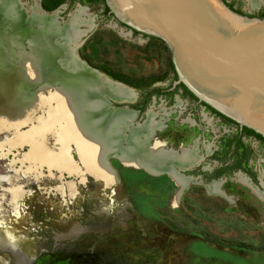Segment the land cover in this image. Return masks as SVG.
I'll use <instances>...</instances> for the list:
<instances>
[{
  "label": "rangeland",
  "instance_id": "obj_1",
  "mask_svg": "<svg viewBox=\"0 0 264 264\" xmlns=\"http://www.w3.org/2000/svg\"><path fill=\"white\" fill-rule=\"evenodd\" d=\"M53 1L20 0L27 14L35 5L47 11L44 4ZM231 1L255 16L246 0ZM54 9L47 12L63 24L85 10L83 17L92 27H82L89 30L76 42L77 54L110 79L139 92L173 84L172 57L153 38L132 32L106 11L103 0H61ZM55 88L37 91L48 94ZM169 98L159 95L148 104L170 113L162 115L169 126L158 137L175 148L198 139L203 156L199 165L182 171L195 179L179 199L181 187L169 173L124 165L114 155L109 161L118 176L109 184L88 173L70 175L45 165L27 170L24 155L30 144L11 145L14 129L0 130V264H264V199L238 179L242 175L264 192V145L246 140L250 148L241 168L214 178L216 170L240 158V147H234L236 126L209 124L188 98L180 107ZM32 106L31 116L45 112L37 103ZM174 116L192 117L198 125H180ZM35 121L22 123L19 131ZM46 138L48 147L57 149L54 135ZM73 148L70 156L77 162ZM208 149L213 155H206ZM212 179L222 182L224 194L209 189ZM68 182L74 185L73 195ZM13 185L22 190L16 207L10 203Z\"/></svg>",
  "mask_w": 264,
  "mask_h": 264
},
{
  "label": "bare ground",
  "instance_id": "obj_2",
  "mask_svg": "<svg viewBox=\"0 0 264 264\" xmlns=\"http://www.w3.org/2000/svg\"><path fill=\"white\" fill-rule=\"evenodd\" d=\"M85 14L79 9L63 24L56 14L49 15L38 5L27 14L20 0H0V130L14 129L11 145L30 144L24 155L30 164L27 170L45 165L70 175L88 173L109 184L118 176L108 161L114 155L127 165L169 173L181 187L179 199L195 178L172 165L185 169L198 164L201 157L196 145L178 151L167 148L163 142L153 140L163 125L157 114L150 112L143 124L131 126L134 112L107 107L102 91L117 100H133L135 92L76 54V42L92 27ZM84 26L89 28L82 29ZM53 86L56 88L48 94L37 91ZM33 103L45 107V112L31 116ZM34 119L29 130L19 131L22 123ZM48 134L54 135L57 149L48 147ZM72 145L77 162L70 156ZM238 179L264 199V192L249 179L242 175ZM208 187L224 194L221 181H213ZM67 188L73 195L74 185L68 182ZM9 192L10 203L16 207L22 190L13 185Z\"/></svg>",
  "mask_w": 264,
  "mask_h": 264
},
{
  "label": "water",
  "instance_id": "obj_3",
  "mask_svg": "<svg viewBox=\"0 0 264 264\" xmlns=\"http://www.w3.org/2000/svg\"><path fill=\"white\" fill-rule=\"evenodd\" d=\"M105 2L132 31L166 43L153 38L172 57L177 82L241 127L264 136V16L232 1L244 11L237 12L224 0ZM100 95L114 109L115 96L107 91Z\"/></svg>",
  "mask_w": 264,
  "mask_h": 264
},
{
  "label": "flooded vegetation",
  "instance_id": "obj_4",
  "mask_svg": "<svg viewBox=\"0 0 264 264\" xmlns=\"http://www.w3.org/2000/svg\"><path fill=\"white\" fill-rule=\"evenodd\" d=\"M246 1H247L249 9H253L255 11V13H256L255 16L256 17H259L260 15L264 14V0H246ZM225 2L227 4H231L234 9L244 13V11L242 9L238 8L231 0H225ZM53 10H55V9H53ZM47 11H52V10H47ZM132 32H135V31L133 30ZM135 33H140V32H135ZM145 36H147L148 38H154L151 35H147V34H145ZM172 73H173L175 79H174L173 84L170 85L169 87L160 88L159 86H155L153 88H159L160 91H157V92L151 94L150 96H147V93H148L149 90H151L153 88H150V89H147V90H142L141 92L136 91L135 89L132 88V90L135 92L134 99L130 100L129 102H120V101L114 100V103L111 102L112 105H114V110L115 111L116 110H125V111L134 112L135 119H134V121H133L131 126H137V125L143 124L146 121L147 116L149 115L150 112L157 114L156 115L157 120H161L163 125L161 126V128L159 130H157L155 132L153 140L163 142L166 145L167 148H172V149L178 151L179 148L184 145L183 143L175 148L172 144L168 145V142L166 141L165 138L160 139L158 137V135H157L158 131H164L169 126L168 124H166V119L167 118H165V116H162V115H166V114H170V113L166 112L165 110L163 111V113L158 112V111H154L153 107L151 105H148V104H149L150 101H153L154 98H155V100H154V102H155L157 96L163 95V96L170 97L169 99H171V98L175 99L177 101L175 107H180L181 104H182L183 98L184 97L188 98L189 99V101H188L189 104H192L194 106V111L198 115H202V118H204V120H207L206 121L207 123L210 124L211 121L215 120V121L221 122L222 123L221 125L225 126V127H229L231 125L236 126V128H235L236 129V134L233 136L234 137V142H235L234 147L237 150L238 149L237 148L238 142L241 143V147L239 148L240 149V158H239V160L237 162H234L232 165H230V166L227 165L226 167H223V168L236 166L237 164H241V163L243 164L244 160L246 159V151L244 149L245 146H247V144L245 143L246 140H249V141L253 140V141H255V142L259 143V144L264 145V142L261 141L257 136L245 132L244 128L241 127V125L239 123L236 124V123H232V122L227 121L224 117H222L221 115H219L216 112H214L213 109L211 108L212 106L210 107V105L207 104L206 102L201 101V100H199L198 97H193L188 92H186L185 88L181 85L182 83L181 82H177V80H178L177 72H176V75H175L174 72H172ZM128 88H130V87L128 86ZM148 106H151V108L148 107ZM172 111L173 112L174 111L177 112V109H174ZM174 118L177 121H179L178 123L180 125L182 123H187L189 127L198 125L197 120L196 119H192V117L183 118L182 119V117L174 116ZM127 131L128 130H126V132ZM194 141H196V142H193V143H194V145H196L197 154L201 157L199 163L195 164V165H199L200 162L203 159V156L199 153L200 152V147H199L200 141L198 139H195ZM194 145L188 144V145H184V147L185 146L186 147H190V146H194ZM249 148H250V145H249ZM206 155H213L212 150L208 149ZM118 160L120 161V159H118ZM121 163L124 164L123 162H121ZM124 165H126V164H124ZM134 167H136V166H134ZM173 167L176 168V169H178V168L181 169L177 165H172V168ZM113 168L116 170V168L114 166H113ZM202 168H203V170L209 169V167H206V166H202ZM186 169L187 168L181 169V173H183L182 171H184ZM220 169H222V168H220ZM218 170H216L214 172V174H213L214 178L215 177H221L224 174L223 173L220 176H216ZM184 175H189V174H184ZM198 178H200V177H196V182H198ZM199 181H201V180H199ZM212 181H214V179H212L209 183H211ZM259 190L261 191V189H259Z\"/></svg>",
  "mask_w": 264,
  "mask_h": 264
},
{
  "label": "trees",
  "instance_id": "obj_5",
  "mask_svg": "<svg viewBox=\"0 0 264 264\" xmlns=\"http://www.w3.org/2000/svg\"><path fill=\"white\" fill-rule=\"evenodd\" d=\"M60 1H61V0H54V1H53L51 4H49V5L45 3V4H44V7H45L46 9H48V10H52V9H54L56 6L59 5ZM103 1H104V3H105L106 11L110 12V8H109V6L106 4L105 0H103ZM224 1H225V0H224ZM228 5H229L231 8H233L231 4H228ZM233 9H234V8H233ZM234 10L237 11V12L243 13V12L238 11V10H236V9H234ZM263 16H264V14L260 15L259 17H263ZM134 31H135V32H139V31H137V30H134ZM152 37L157 38V39L161 40L164 44H166L162 39H160V38H158V37H155V36H152ZM171 69H172V72H174L175 75H176L175 66H174V64H173L172 61H171ZM181 85L185 88L186 92H188V93H189L190 95H192L193 97H196V96H195V95H194V94H193V93H192V92H191V91H190V90H189V89H188L183 83H182ZM157 91H160V89H159V88H153V89H151V90L148 91L147 96H150L151 94H153V93H155V92H157ZM210 107H211V106H210ZM211 108L213 109L214 112H216L217 114H219V115H221L222 117H224L227 121L238 124V123H237L235 120H233L232 118L226 116L225 114L221 113L220 111L216 110V109L213 108V107H211ZM243 128H244L245 132L257 136L261 141L264 142V136H263L262 134L256 132L254 129L249 128V127H247V126H243ZM237 147H241V143H240V142H238ZM244 149H245V151L247 152V150L249 149V146H248V145L245 146ZM246 157H247V155H246ZM236 167H237V168H240V167H241V164H237L236 166H231V167H228V168H222V169H219V170L217 171L216 176H220V175H222L223 173L227 172L228 170L233 169V168H236Z\"/></svg>",
  "mask_w": 264,
  "mask_h": 264
},
{
  "label": "clouds",
  "instance_id": "obj_6",
  "mask_svg": "<svg viewBox=\"0 0 264 264\" xmlns=\"http://www.w3.org/2000/svg\"><path fill=\"white\" fill-rule=\"evenodd\" d=\"M12 240L13 243H15V238H10Z\"/></svg>",
  "mask_w": 264,
  "mask_h": 264
}]
</instances>
